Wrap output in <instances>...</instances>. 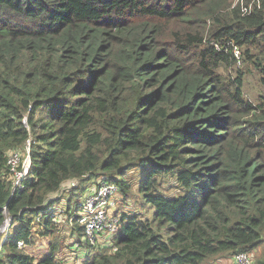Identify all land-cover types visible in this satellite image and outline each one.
Returning <instances> with one entry per match:
<instances>
[{
    "label": "trees",
    "instance_id": "obj_1",
    "mask_svg": "<svg viewBox=\"0 0 264 264\" xmlns=\"http://www.w3.org/2000/svg\"><path fill=\"white\" fill-rule=\"evenodd\" d=\"M242 1L250 13L232 0H0V228L13 224L0 264H62L57 243L38 260L18 243L36 227L61 236L54 195L79 182L73 211L100 177L125 198L135 183L154 215L122 214L111 250L86 264H204L264 243V96L244 100L236 69L248 60L264 87V0ZM29 137L12 196L6 153Z\"/></svg>",
    "mask_w": 264,
    "mask_h": 264
},
{
    "label": "built area",
    "instance_id": "obj_2",
    "mask_svg": "<svg viewBox=\"0 0 264 264\" xmlns=\"http://www.w3.org/2000/svg\"><path fill=\"white\" fill-rule=\"evenodd\" d=\"M238 1H240L241 14L250 13L253 2L246 7L243 5L242 0H235L232 7ZM215 48L219 50L217 45H215ZM234 52L237 57L238 51L235 49ZM6 165L11 184V195L13 196L17 190L23 188L24 182L29 177L31 166V145L29 139L21 150L17 149L8 153ZM74 185L75 183L72 184V186ZM95 186L84 195L82 202L73 211L69 212L71 216L67 217L66 215L55 213L52 219L56 226L64 227L68 225L72 227L75 225L81 230V240L77 244L80 247V251L87 253L85 259H88V254L97 246V243L101 247H104L101 243L114 245L120 231V216L115 211L116 198L120 194L117 185L107 181L104 177H100ZM113 199L114 201H112ZM3 211L5 213V208H3ZM64 216L66 217L65 223L67 225L62 224L63 220L61 217ZM11 228H13L12 219L5 214L4 223L0 228V257L3 254L1 245ZM26 247L23 243H18L19 249ZM105 248L107 249V247ZM251 262L250 254L240 253L234 256V264H251Z\"/></svg>",
    "mask_w": 264,
    "mask_h": 264
},
{
    "label": "rangeland",
    "instance_id": "obj_3",
    "mask_svg": "<svg viewBox=\"0 0 264 264\" xmlns=\"http://www.w3.org/2000/svg\"><path fill=\"white\" fill-rule=\"evenodd\" d=\"M234 0H232L233 4ZM231 4V6H232ZM255 53V52H254ZM263 64H264V59H262ZM242 63V60H239V63L236 65V69L238 68L242 72L245 73L244 75V81H243V94H244V100L249 101L253 103L254 105L258 104L260 99L264 96V87H262L259 83V73L254 68V66L247 60V62H243L242 65H239ZM239 65V66H238ZM224 76H231L235 74V71L231 72H226L224 70L220 71ZM240 121H245V117H239ZM30 140V145L31 148L33 147V138L29 137ZM17 150V149H14ZM21 150V149H20ZM13 151V150H11ZM10 151L6 153L8 155ZM132 173H128L127 176L125 177L128 180H131ZM98 179H93L90 183L85 185V190L83 192V195L79 199V203L82 202L84 199V195L91 190L92 188V183L96 182L98 183ZM108 181V180H107ZM164 182L165 180H161ZM110 182V181H109ZM74 186L79 187V182L75 181L70 183L69 182L65 183L61 190L54 195V198H58L59 200H62L60 203H58L55 206L56 213H60L62 215H66L67 217L70 216L69 211H67V192L70 191ZM166 186V184H163ZM87 187V188H86ZM90 187V188H89ZM96 187V186H95ZM172 192H177L176 188L173 189ZM166 194H168L166 192ZM78 200V199H77ZM114 201V199L112 200ZM71 208L75 209L76 206L73 205L71 202ZM115 211L116 214L121 216L127 215V214H137L139 216H143L149 220L154 215V209L151 205L147 204L141 195L137 192V188L135 183H131V191L129 194L128 198L123 197L121 194L117 196L116 202H115ZM62 218V224L65 225L66 223V217H61ZM67 225V224H66ZM74 227H77L73 225L72 227H69L68 225L66 227L60 228V235L55 234L54 236L51 237H45L44 235L41 234V230L39 228H34L35 235L34 238L32 237L31 239V245L27 246L28 248H23L22 250L24 253L27 255L33 257L35 260L40 258L41 255L46 254L49 250V243H57L58 247L60 248L58 255L59 261L62 262V264H79L82 258L87 257V253H84L79 250V246L77 244V238L81 236L80 230H75L72 231ZM13 232V229L9 230V234L11 235ZM75 233V234H73ZM103 237V235H101ZM102 239V238H101ZM100 239V240H101ZM104 247L98 246L99 243H97L95 248L90 251V254H88V259L86 258L85 261H82L81 264H86L89 259H91L93 256H95L97 253L102 252V251H110L113 244L109 243H101ZM107 247V249L105 248ZM72 250V252H71ZM250 256L252 258L251 264H253L256 260H263L264 261V243L260 244L253 252L250 253ZM204 264H234V256H227V255H220L216 256L213 258H210L209 260L205 261Z\"/></svg>",
    "mask_w": 264,
    "mask_h": 264
},
{
    "label": "crops",
    "instance_id": "obj_4",
    "mask_svg": "<svg viewBox=\"0 0 264 264\" xmlns=\"http://www.w3.org/2000/svg\"><path fill=\"white\" fill-rule=\"evenodd\" d=\"M72 182H74V181L69 182V185H70V183H72ZM88 183H90V182H88ZM88 183H86V184H88ZM86 184L82 185L81 187H82V188H85V185H86ZM95 184H96V182H93L91 188H93V187L95 186ZM86 188H87V187H86ZM89 188H90V187H89ZM64 227H66V226H64ZM69 227H70V226H69ZM79 230H80V229H79ZM80 232H81V230H80ZM73 234H75V233H73ZM76 240H77V243L80 242V240H81V236H80L79 238H77ZM30 245H31V244H30ZM28 246H29V245H28ZM29 247H30V246H29ZM26 248H28V247H26ZM71 252H72V250H71ZM38 259H39V258H38ZM38 259H36V260H38ZM83 259H85V257H84ZM83 259H82L81 261H85V260H83Z\"/></svg>",
    "mask_w": 264,
    "mask_h": 264
}]
</instances>
